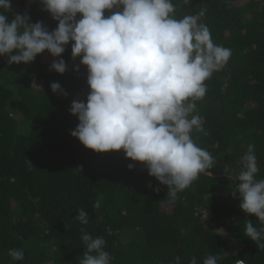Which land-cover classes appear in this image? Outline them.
<instances>
[{"label": "trees", "instance_id": "1", "mask_svg": "<svg viewBox=\"0 0 264 264\" xmlns=\"http://www.w3.org/2000/svg\"><path fill=\"white\" fill-rule=\"evenodd\" d=\"M10 2V19L27 12L49 32L56 28L40 0ZM173 3L176 19L206 9L201 22L214 44L232 51L205 81L192 113L202 120L204 132L192 136L212 155L211 174L201 173L172 202L168 187L123 150L96 153L72 137L78 120L71 103L86 102L89 93L86 66L71 58L72 42L61 57L45 51L28 64L0 57V264H79L82 230L104 238L112 264H175L176 257L203 264L210 255L218 264H264V249L244 235L248 220L258 230L264 223L241 211L239 193L233 195L249 145L257 178H264V0ZM61 58L67 68L58 74L50 65ZM52 83L66 95L53 93ZM79 209L88 214L86 224L76 219ZM12 249H22L24 259L13 260Z\"/></svg>", "mask_w": 264, "mask_h": 264}, {"label": "clouds", "instance_id": "2", "mask_svg": "<svg viewBox=\"0 0 264 264\" xmlns=\"http://www.w3.org/2000/svg\"><path fill=\"white\" fill-rule=\"evenodd\" d=\"M40 3L58 22L51 32L42 22H31L27 12L10 19V0H0V57H8L9 64H28L45 51L61 57L72 42L71 58L79 57V64L86 66L89 93L86 102L71 103L69 111L78 124L70 135L96 153L123 150L126 159L142 163L149 176L168 187L172 202L201 173L211 174L214 159L192 136L194 130L204 132L202 120L192 113L206 94L205 81L225 67L232 51L214 44L201 22L207 10L176 19L173 0ZM66 68L62 58L50 65L58 74ZM74 70L79 71V65ZM50 88L66 95L58 83ZM241 160L233 195L239 193L241 211L264 223V178H257L260 168L252 145ZM94 208H100L99 201ZM76 219L86 224L87 212L79 209ZM82 233L86 250L79 264H112L104 238ZM244 235L264 249V228L258 230L248 220ZM9 255L15 261L24 259L22 249H12ZM219 259L210 255L203 264H218ZM175 264H181L180 257ZM188 264H198L197 258Z\"/></svg>", "mask_w": 264, "mask_h": 264}, {"label": "built area", "instance_id": "3", "mask_svg": "<svg viewBox=\"0 0 264 264\" xmlns=\"http://www.w3.org/2000/svg\"><path fill=\"white\" fill-rule=\"evenodd\" d=\"M240 261H237L235 264H239ZM245 264V263H244Z\"/></svg>", "mask_w": 264, "mask_h": 264}]
</instances>
